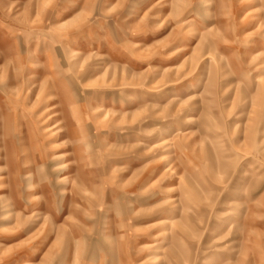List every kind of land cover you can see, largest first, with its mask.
<instances>
[{
	"label": "rangeland",
	"instance_id": "rangeland-1",
	"mask_svg": "<svg viewBox=\"0 0 264 264\" xmlns=\"http://www.w3.org/2000/svg\"><path fill=\"white\" fill-rule=\"evenodd\" d=\"M0 264H264V0H0Z\"/></svg>",
	"mask_w": 264,
	"mask_h": 264
},
{
	"label": "bare ground",
	"instance_id": "bare-ground-1",
	"mask_svg": "<svg viewBox=\"0 0 264 264\" xmlns=\"http://www.w3.org/2000/svg\"><path fill=\"white\" fill-rule=\"evenodd\" d=\"M23 139H24V138H22L21 140H23ZM30 170H31L30 168H29V169H26L25 172H30Z\"/></svg>",
	"mask_w": 264,
	"mask_h": 264
}]
</instances>
